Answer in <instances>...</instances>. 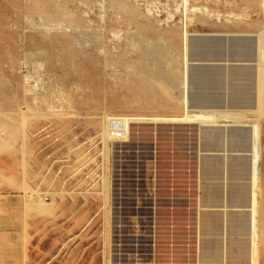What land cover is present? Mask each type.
<instances>
[{"label":"rangeland","instance_id":"1","mask_svg":"<svg viewBox=\"0 0 264 264\" xmlns=\"http://www.w3.org/2000/svg\"><path fill=\"white\" fill-rule=\"evenodd\" d=\"M192 34L255 36L194 42L197 54L253 65L196 69L189 94ZM0 105L19 127L18 113L39 111L25 137L0 154V167L28 183L34 199L53 203L57 217L76 216L83 242L98 243L104 259L109 251L106 264L114 252L122 264H199L200 212L231 208L200 207L199 160L208 151L199 148L198 131L251 127L257 181L264 147L261 5L0 0ZM106 114L129 120L125 138L108 131L103 139ZM256 204L255 197V217ZM62 217L60 225L68 221ZM259 217L260 250L249 253L264 264V194ZM253 228L256 238V221Z\"/></svg>","mask_w":264,"mask_h":264},{"label":"crops","instance_id":"2","mask_svg":"<svg viewBox=\"0 0 264 264\" xmlns=\"http://www.w3.org/2000/svg\"><path fill=\"white\" fill-rule=\"evenodd\" d=\"M252 1L258 4V0ZM259 3L264 27V0H259ZM24 113H18L21 119L19 127L16 118H10L0 109V154L13 149L18 135L25 137L32 118L39 115V111L33 109L30 110L31 115ZM25 116H28L26 123ZM247 127L239 130L203 128L198 131L199 148L203 151L221 149L248 152L238 156L228 153L223 156H200L201 176L204 179L200 184V207L223 205L241 209H225L223 212L206 209L207 212H200L199 264H258L259 258H254L255 255L252 257L249 252L260 250L257 244L254 245V240L256 243L261 240L259 215L264 194V147L261 148L259 144L258 176L255 184L254 137L252 128ZM9 188L22 189L26 195L10 194ZM34 193L35 190L28 183L14 174L5 173L0 167V264H106L109 251L108 258L104 259L103 248L98 243L87 246L83 242L84 227L80 222H73L76 216L62 214L65 215L62 218H67L68 221L58 224L57 218L62 215L57 217L55 205L43 199H34ZM255 197L256 217L253 211ZM244 207L248 211L243 210ZM255 221L256 238L253 228ZM87 251L90 254H85ZM112 261V264H122L116 259L115 252Z\"/></svg>","mask_w":264,"mask_h":264},{"label":"water","instance_id":"3","mask_svg":"<svg viewBox=\"0 0 264 264\" xmlns=\"http://www.w3.org/2000/svg\"><path fill=\"white\" fill-rule=\"evenodd\" d=\"M210 39H254L255 36H249V35H232V34H192L189 36L188 39V45H187V57H188V64L186 66L188 78H187V84H188V93L190 94L192 91V85H191V74L194 70L204 67H209L212 65H224V66H241V65H249L251 61L244 60V59H235V58H229V59H212L207 56H203L200 54L195 53L194 50V42L197 40H210ZM250 65H253L252 63ZM222 128H225L222 126ZM226 153L231 155H246L248 152L246 150H213L208 151L206 153L207 155H215V156H223ZM200 163V160H199ZM200 181L201 183L204 182V179L201 176V170H200ZM201 190V187H200ZM201 192V191H200ZM202 193V192H201ZM225 208V206H223ZM227 208V207H226ZM228 208H231L229 211H239L241 208L235 207V206H228ZM243 210H247V207L242 208ZM225 209H214L212 211L216 212H223ZM248 211V210H247Z\"/></svg>","mask_w":264,"mask_h":264},{"label":"built area","instance_id":"4","mask_svg":"<svg viewBox=\"0 0 264 264\" xmlns=\"http://www.w3.org/2000/svg\"><path fill=\"white\" fill-rule=\"evenodd\" d=\"M109 127L114 135V138L119 140L126 137V124L122 119L114 118L109 122Z\"/></svg>","mask_w":264,"mask_h":264},{"label":"bare ground","instance_id":"5","mask_svg":"<svg viewBox=\"0 0 264 264\" xmlns=\"http://www.w3.org/2000/svg\"><path fill=\"white\" fill-rule=\"evenodd\" d=\"M263 6H264V4H263ZM262 6V7H263ZM57 24V23H56ZM190 102H191V100H187V103L188 104H190ZM203 118H204V120H208L209 118H210V116H208V115H203ZM105 119H107L109 122L112 120V119H114V118H111L110 116H109V114H106L105 115ZM119 119H122L124 122H125V124H126V132H130V126H129V120L128 119H126V118H119ZM108 131H109V133H111L112 134V136L114 137V135H113V133H112V131H111V129H110V127L108 126V128H106V126L104 127V132H103V135H104V137H103V139H105V140H108ZM126 136H127V134H126ZM31 198V197H30Z\"/></svg>","mask_w":264,"mask_h":264}]
</instances>
